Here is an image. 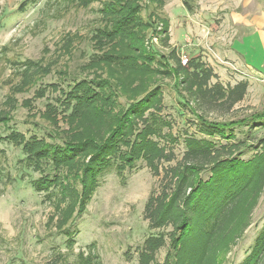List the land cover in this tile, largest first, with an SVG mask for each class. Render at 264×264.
<instances>
[{
	"label": "rangeland",
	"instance_id": "obj_1",
	"mask_svg": "<svg viewBox=\"0 0 264 264\" xmlns=\"http://www.w3.org/2000/svg\"><path fill=\"white\" fill-rule=\"evenodd\" d=\"M106 1L110 0H95L89 8H84L65 0H0V114H9L0 123V264H72L79 252L90 249L102 264H140V250L145 241L160 234H165L167 246L158 252L152 264H163L173 251L169 247L172 229L151 230L144 217L151 193L161 189L164 171L154 177L144 163H138L136 169L123 175H118L116 170L105 173L85 213L78 215L76 211L64 223L70 201H61L60 185L51 190L52 194L36 192L31 183L43 173L27 167L22 148L4 141L17 132L26 140L36 137L53 143L48 134L57 130L47 118V105L59 106L57 101L64 96L62 90L69 91L76 82L93 78L86 66L94 54L92 36L102 26L100 9ZM140 3L142 18L152 25L144 42L147 50L168 55L175 49L180 60L201 58L217 76L212 84L225 87L240 82L249 84L243 102L231 111L217 108L208 113L210 120L264 115V50L258 36L244 38L246 30L241 29L256 17L264 21V0H196L192 12L185 8L183 0ZM166 28L170 40L164 47L158 36ZM233 50L245 62L250 57L258 68H244L240 56L229 58ZM30 62L40 67L32 69L33 81L27 84L24 74ZM234 68L247 76L238 74ZM174 78L160 75L156 81L164 90L161 116L173 125L172 134L179 140L173 149L181 160L186 132L200 134L194 126L195 117L180 103ZM42 89L46 90L43 98L39 95ZM120 102L126 103L125 99ZM58 108L61 112L62 108ZM66 128L61 122L57 129ZM168 132L165 129L164 133ZM245 132L250 137L242 151L246 153L243 159L248 160L264 139V126L246 128ZM235 134L238 140L246 139L240 129ZM174 165L164 164L162 170ZM50 169L47 166L45 175L53 174ZM203 178L208 180L209 172ZM70 181L62 178L69 188L76 186L81 192L82 186ZM250 221L231 250L218 251L219 264H241L252 251L264 226V192ZM68 229L74 234L70 239L75 241L72 250L67 247Z\"/></svg>",
	"mask_w": 264,
	"mask_h": 264
},
{
	"label": "trees",
	"instance_id": "obj_2",
	"mask_svg": "<svg viewBox=\"0 0 264 264\" xmlns=\"http://www.w3.org/2000/svg\"><path fill=\"white\" fill-rule=\"evenodd\" d=\"M65 1L89 8L95 0ZM141 1L110 0L102 4V26L92 36L94 54L86 66L93 78L76 82L69 91H60L64 96L57 101L59 106L47 105V118L57 130L48 134L53 143L36 137L26 140L17 132L4 141L22 148L27 167L43 173L31 183L36 192H50L60 185L61 201H70L64 223L76 211L78 215L85 213L105 173L116 170L123 175L136 169L138 163H144L154 177L164 171L160 191L151 193L144 210L151 230L172 229L169 247L173 251L163 264H219L218 251L231 250L242 238L264 192V139L255 147L252 158L244 160L246 153L242 151L250 137L245 129L264 126V115L210 120L208 113L217 108L231 111L243 102L249 84H212L217 76L201 58L182 66L175 49L168 55L147 50L144 42L152 25L141 16ZM195 2L183 0L190 12ZM158 37L167 47L168 28ZM35 67L40 66L30 62L25 69L27 84L33 81L31 71ZM160 75L175 77L180 103L195 117L194 126L200 134L186 132L181 160L173 149L179 142L172 134L173 125L161 116L164 90L156 81ZM42 90L41 98L46 93ZM121 99L126 103L122 104ZM8 115L1 113L0 123ZM60 121L66 130L57 129ZM165 129L169 132L164 133ZM236 129L245 133V140H238ZM170 163L175 165L162 170L164 164ZM47 166L52 168V175H45ZM205 172H209L208 180L203 178ZM62 178L82 186L81 192L76 186L69 188ZM66 231L67 247L72 250L75 241L70 239L74 234L70 229ZM166 246L165 234L148 238L140 250V264L155 262L158 252ZM263 262L264 226L241 264ZM72 264L102 262L90 249L79 252Z\"/></svg>",
	"mask_w": 264,
	"mask_h": 264
},
{
	"label": "crops",
	"instance_id": "obj_3",
	"mask_svg": "<svg viewBox=\"0 0 264 264\" xmlns=\"http://www.w3.org/2000/svg\"><path fill=\"white\" fill-rule=\"evenodd\" d=\"M263 21L260 17H256L253 20H251L250 22H248L245 26H243L241 29L246 30L245 33L242 35L244 38L249 37L250 35H255L258 36L259 41L261 42L262 48L264 50V21ZM242 38V40L244 39ZM238 56H240L242 59L243 57L238 53L233 51L229 52V58L236 59L238 58ZM249 61L245 62V59L241 60L243 63V67L244 68H248V69H252L254 70L253 67L258 68L254 62H252L250 60V57H248Z\"/></svg>",
	"mask_w": 264,
	"mask_h": 264
},
{
	"label": "built area",
	"instance_id": "obj_4",
	"mask_svg": "<svg viewBox=\"0 0 264 264\" xmlns=\"http://www.w3.org/2000/svg\"><path fill=\"white\" fill-rule=\"evenodd\" d=\"M154 41H157V38L154 40ZM188 60L186 58H181V64L182 66H188ZM234 71H236L238 74L240 75H244V76H247L246 74L244 73H240V71H237L235 68H234Z\"/></svg>",
	"mask_w": 264,
	"mask_h": 264
}]
</instances>
